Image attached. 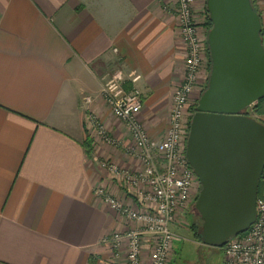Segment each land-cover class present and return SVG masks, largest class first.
Here are the masks:
<instances>
[{
	"label": "crops",
	"instance_id": "1",
	"mask_svg": "<svg viewBox=\"0 0 264 264\" xmlns=\"http://www.w3.org/2000/svg\"><path fill=\"white\" fill-rule=\"evenodd\" d=\"M171 1L0 0V264L110 259L101 240L125 219L94 188L130 199L98 160L140 164L114 147L87 153L85 109L104 114L83 96H98L108 71H135L127 87L142 91L139 118L152 137L164 135L186 58ZM259 10L264 28V0Z\"/></svg>",
	"mask_w": 264,
	"mask_h": 264
},
{
	"label": "built area",
	"instance_id": "2",
	"mask_svg": "<svg viewBox=\"0 0 264 264\" xmlns=\"http://www.w3.org/2000/svg\"><path fill=\"white\" fill-rule=\"evenodd\" d=\"M194 2L172 0L171 9L186 48L185 74L175 87L168 126L160 139L152 137L139 118L143 107L141 89L127 87L128 82L136 83L140 75L118 67L103 77L105 104L126 126L130 139L126 153L140 164L132 169L108 159L100 160V166L130 199H120L104 183L94 188L95 195L126 224L124 230L102 238L101 243L110 251L105 264H172L178 238L173 226L184 219L189 204L200 191V180L187 157L193 116L189 109L196 87L202 84L207 47L200 19L193 12ZM85 100L90 104L93 98ZM87 129L107 145H121L94 113L87 114ZM223 252L226 264H264V194L257 198L256 221L246 232L229 239Z\"/></svg>",
	"mask_w": 264,
	"mask_h": 264
},
{
	"label": "water",
	"instance_id": "3",
	"mask_svg": "<svg viewBox=\"0 0 264 264\" xmlns=\"http://www.w3.org/2000/svg\"><path fill=\"white\" fill-rule=\"evenodd\" d=\"M211 72L190 124L187 157L201 183V243L223 247L257 218L264 123L247 114L264 97L262 19L252 0H206Z\"/></svg>",
	"mask_w": 264,
	"mask_h": 264
},
{
	"label": "rangeland",
	"instance_id": "4",
	"mask_svg": "<svg viewBox=\"0 0 264 264\" xmlns=\"http://www.w3.org/2000/svg\"><path fill=\"white\" fill-rule=\"evenodd\" d=\"M196 1V0H195ZM262 0H256V4L258 5L259 8V3ZM203 9L201 12L197 11L195 8V2L193 5V12L196 15H199V13H202V16H198L197 20L200 19V26L204 30V35L207 40L208 32L210 30V27L207 24V19H206V0H204V3L202 4ZM172 1L170 4L167 5V9L169 11H172ZM173 13V11H172ZM173 15H175L173 13ZM176 16V15H175ZM177 19V18H176ZM178 24V21H177ZM179 31L180 27L178 25ZM182 36V35H181ZM183 40V38H182ZM184 43V41H183ZM207 47L205 48V65L202 68V79H201V85L196 87L194 95L192 97V103L190 106V112L195 113V107L198 105V99L201 96L202 91H204L207 88L208 84V79L210 76V57L208 53V43H206ZM185 46V44H184ZM186 53V52H185ZM186 56V54H185ZM116 69V68H115ZM113 69V70H115ZM112 70V71H113ZM126 72V71H125ZM108 73H110L108 71ZM205 77V78H204ZM101 85H103V80ZM200 88L201 92H200ZM175 91V88L173 89L172 95H171V100L173 93ZM92 95H87L85 94L83 96V103L88 106L89 102H86L85 98L86 97H91ZM93 100L91 103H93L96 99L98 100L97 104L100 107V109L103 111L104 117L102 119L103 124L105 127L108 129L109 133L111 136H114L117 140L120 141L121 145L116 148L115 150H119V152H124L126 155V149L125 147L128 145L130 139H129V134L127 132L126 126L118 119H116L110 112L108 106L105 104L104 97L102 96V86L101 90L99 91L98 96H92ZM90 103V104H91ZM172 103H171V109H172ZM264 108V101L262 104L258 107H254V105L249 109V115L251 117L259 118V115L261 111H263ZM171 109H169V113L167 112V123L169 121V116L171 113ZM86 116L88 113H94L93 111H90L88 108L85 109ZM97 115V113H94ZM100 119V118H99ZM101 120V119H100ZM259 120V119H258ZM264 123V122H263ZM90 137L93 140V146L96 148L99 147L100 145H104L105 147H109L110 149L113 148L110 145L104 144V142L96 135V133L91 132ZM155 138V137H154ZM159 139V138H157ZM103 143H102V142ZM122 149V150H121ZM129 156V155H128ZM99 164H100V160ZM264 194V184H263V192ZM122 199V198H120ZM123 200V199H122ZM125 201V200H124ZM195 201H191L189 204L186 214H184V219L181 220V222L174 224L173 230L174 232L178 235V238L175 241V253L173 256L172 264H226L225 262V257H224V252L221 247H213L209 245L202 244L201 242H198L194 239L193 234L190 230V222L192 220L196 221L197 223H200V214L195 208Z\"/></svg>",
	"mask_w": 264,
	"mask_h": 264
},
{
	"label": "trees",
	"instance_id": "5",
	"mask_svg": "<svg viewBox=\"0 0 264 264\" xmlns=\"http://www.w3.org/2000/svg\"><path fill=\"white\" fill-rule=\"evenodd\" d=\"M252 4H253L255 10L257 12H259V14L261 15L260 10L258 8V5L256 4V0H252ZM206 19H207L208 26L211 28L212 23L210 21L209 14L207 12V8H206ZM262 35L264 36V28H262ZM208 53H209V57H210V69H211V56H210L209 48H208ZM263 101H264V97H262L258 101V103H256L254 105V107L260 106ZM247 114H249V109L247 111ZM92 142H93V140L90 137V135L88 134L87 137H86V139H85L84 145H85V148L87 150V153L88 154H91V155L93 154V151H94V146H93V143ZM263 184H264V171L262 173V176H261V179H260V182H259V192H258V195L259 196H262L263 195V193H262L263 192ZM195 199H197V196H196ZM201 225H202V219H201V217H200V223H197L194 220H192V222H190V230H191V232L193 234L194 239L196 241H198V242H201V233H200Z\"/></svg>",
	"mask_w": 264,
	"mask_h": 264
},
{
	"label": "bare ground",
	"instance_id": "6",
	"mask_svg": "<svg viewBox=\"0 0 264 264\" xmlns=\"http://www.w3.org/2000/svg\"><path fill=\"white\" fill-rule=\"evenodd\" d=\"M202 93H203V91H202ZM202 93H201V94H202ZM199 98H200V97H199ZM198 100H199V99H198ZM196 107H197V106H196ZM196 107H195V108H196ZM195 110H196V109H195ZM193 115H194V113H193ZM248 115H249V114H248ZM249 116H250V115H249ZM192 117H193V116H192ZM191 120H192V118H191ZM189 133H190V132H189ZM200 190H201V188H200ZM199 192H200V191H199ZM198 195H199V193L197 194V197H198ZM258 196H259V195H258ZM195 198H196V197H195ZM195 198L193 199V201L196 200ZM193 201H192V202H193ZM239 235H240V234H239ZM237 236H238V235H237ZM235 237H236V236H235ZM233 238H234V237H233ZM223 247H224V246H223ZM223 247H222V249H223Z\"/></svg>",
	"mask_w": 264,
	"mask_h": 264
},
{
	"label": "flooded vegetation",
	"instance_id": "7",
	"mask_svg": "<svg viewBox=\"0 0 264 264\" xmlns=\"http://www.w3.org/2000/svg\"><path fill=\"white\" fill-rule=\"evenodd\" d=\"M196 111V110H195Z\"/></svg>",
	"mask_w": 264,
	"mask_h": 264
}]
</instances>
